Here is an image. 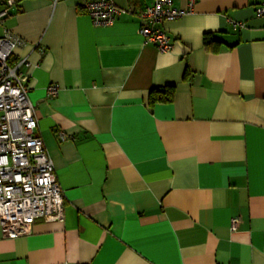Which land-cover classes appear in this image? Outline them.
<instances>
[{"label": "crops", "instance_id": "obj_1", "mask_svg": "<svg viewBox=\"0 0 264 264\" xmlns=\"http://www.w3.org/2000/svg\"><path fill=\"white\" fill-rule=\"evenodd\" d=\"M112 1L110 27L79 0H23L0 26L24 42L11 61L30 64L64 194L61 221L0 231V264H264V0H196L161 25L165 53L139 34L153 0ZM167 87L170 102H149Z\"/></svg>", "mask_w": 264, "mask_h": 264}, {"label": "built area", "instance_id": "obj_2", "mask_svg": "<svg viewBox=\"0 0 264 264\" xmlns=\"http://www.w3.org/2000/svg\"><path fill=\"white\" fill-rule=\"evenodd\" d=\"M22 1L0 0V26ZM79 1L95 27L112 26L121 12L112 0ZM175 1L153 0L140 13L139 34L161 53L172 49L161 25L183 18L196 2L187 0V9H182ZM255 15L264 19V2L255 8ZM23 44L21 38L8 31L0 38V231L4 239L29 235L37 219L63 218L64 194L52 160L37 135L35 107L21 72L30 64L26 59L11 61L14 51ZM46 92L48 97H56L58 88L51 85ZM58 136L62 142L73 139L62 132ZM239 223L238 217L232 218L230 230L235 231Z\"/></svg>", "mask_w": 264, "mask_h": 264}, {"label": "trees", "instance_id": "obj_3", "mask_svg": "<svg viewBox=\"0 0 264 264\" xmlns=\"http://www.w3.org/2000/svg\"><path fill=\"white\" fill-rule=\"evenodd\" d=\"M212 42V39H210L209 36L205 35L203 38V44L204 47L208 48L210 46V43ZM174 94L173 88L167 87L160 90H154L150 93L149 102H170L172 100Z\"/></svg>", "mask_w": 264, "mask_h": 264}]
</instances>
